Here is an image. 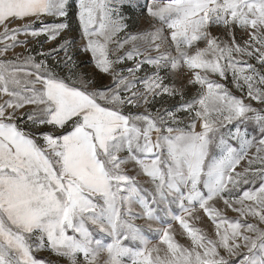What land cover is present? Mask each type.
Masks as SVG:
<instances>
[{"label":"snow or ice","instance_id":"obj_1","mask_svg":"<svg viewBox=\"0 0 264 264\" xmlns=\"http://www.w3.org/2000/svg\"><path fill=\"white\" fill-rule=\"evenodd\" d=\"M70 6L0 0V264H46L35 256L45 249L65 264H264V0H151V30L135 33L122 9L136 0H78L84 51L107 85L76 71L68 40L43 59L8 58L27 44L21 35L57 41L71 30ZM61 50L67 76L47 61ZM229 72L261 108L211 78ZM165 96L181 102L151 111ZM248 123L258 135L242 131ZM200 210L214 238L189 222Z\"/></svg>","mask_w":264,"mask_h":264},{"label":"rangeland","instance_id":"obj_2","mask_svg":"<svg viewBox=\"0 0 264 264\" xmlns=\"http://www.w3.org/2000/svg\"><path fill=\"white\" fill-rule=\"evenodd\" d=\"M70 2V7H69V17H68V22L71 25V30H66L61 34V37L57 39V41H51L49 40L46 36H40L37 38H33L31 36H24L21 35L19 37L20 40H26L27 44L23 46H17L13 51H10L8 53V58H15V55H20L21 59H23L24 56L26 55H32L36 57L38 60L43 59L44 57L40 55V53H49L51 49L56 48L58 43H62L63 40H68L71 42V46L69 48L68 54L72 57L73 61L75 62L76 71L79 73H88L89 75L93 76L97 83L102 84V85H107L110 83V77H107L103 74H100L97 69L94 67V61L91 57V54L89 52L84 51V46L86 44V39L83 37L78 18H77V4L78 0H69ZM161 3L166 2V0H160ZM136 3L138 4V7H134L133 9H122V14L125 15L126 17H130L129 19V33H135L137 31H147L151 30L150 29V24L154 23L150 18L146 16V13L143 11L145 8V5L148 3H151V0H136ZM58 22L57 18L55 17H46L45 18V23H55ZM19 23V22H17ZM159 26V25H157ZM33 28L37 29L40 27L39 23L33 24ZM226 29L222 28H214L213 29V35H218L221 38H224V33ZM127 33H122L121 34V39L123 38L124 35ZM236 39L238 42L243 43L242 39V34L240 31H237L235 33ZM200 46H203L201 44ZM110 47H114V45H110ZM130 45H126V48H129ZM155 55V53H153ZM65 59V53L64 51H59V52H53L51 55L47 56V61L49 65H53L56 67V70L58 73H60L61 76H67L69 75V69L64 66V61ZM59 62V63H57ZM253 64H256V61L252 60L249 61ZM131 62H128L127 65L124 67L130 66ZM147 69V66H145ZM163 74V73H162ZM213 79H216L217 82L223 83L225 87L231 91L234 95L237 97H241L244 99L245 103H251L253 107L256 108H261L262 106L256 102L252 101L250 98L247 97L246 95V89L244 92H241L237 90L233 84L232 81V75L231 72L227 74V77L225 79H221L218 76L211 77ZM172 80L176 82V86L179 88L182 83H186L184 80L183 76H175L171 77ZM165 83H169V80H166ZM198 90L197 87H193L189 85L187 88L184 89V91L187 94V97L190 98L191 96L195 95ZM7 97L3 96L0 94V103H3L4 100H6ZM179 97L171 98V97H164L161 99L160 97H157L156 102H154L150 110L155 111L156 109H163V108H171L175 109L180 103ZM28 109L22 110L26 111ZM143 107L139 109V111H143ZM132 111H137L136 109H132ZM182 119H185V114L180 113L179 114ZM185 122L187 120L185 119ZM237 122H234L233 125H229L228 128H233L234 125ZM242 131L247 127V132L249 137L253 135H258V129L256 128V125L252 123H248L246 126L245 125H240ZM197 130L199 131V125L197 126ZM255 130V131H254ZM222 131H227V129H222ZM229 143H231L234 147H238V142L232 141L229 139ZM253 152L255 149L252 150ZM219 154V149L213 148L212 149V155H218ZM251 155V153H250ZM247 166L246 161H242L241 165L237 167V171H242L244 167ZM217 207H219L222 211L225 212V215L229 218H236L237 213L232 212L230 209L225 210L223 203L220 202L217 204ZM175 211L178 213L179 209L178 207L174 206ZM138 210V209H137ZM195 215H199L202 217L200 220H195V219H189L190 223H194L197 227L201 228L204 232H206L209 236L214 238V233H215V228L214 225H212L211 221L208 220L206 216H204L202 210L198 211ZM172 223V233L174 236V239L185 246H188L190 244V240L187 238L186 234H183V229L179 225L178 222L175 221H170ZM137 224H144L143 220H137ZM160 225H154V227H159ZM146 235L148 238L152 241V243H158V234L156 233H149L146 232ZM107 242V241H106ZM166 247V246H162ZM163 253H161L162 255ZM35 256L37 259L43 260L46 262L51 261L52 264H65L62 258H57L55 257L50 251L47 249L37 251L35 252Z\"/></svg>","mask_w":264,"mask_h":264}]
</instances>
